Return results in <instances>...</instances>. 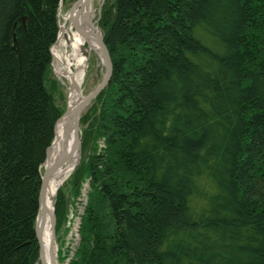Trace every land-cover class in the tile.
<instances>
[{
	"label": "trees",
	"instance_id": "16d2710c",
	"mask_svg": "<svg viewBox=\"0 0 264 264\" xmlns=\"http://www.w3.org/2000/svg\"><path fill=\"white\" fill-rule=\"evenodd\" d=\"M61 0H0V264H36ZM108 86L80 114L65 264H264V0H103ZM64 187V188H65ZM80 204V203H79ZM60 255V256H59Z\"/></svg>",
	"mask_w": 264,
	"mask_h": 264
},
{
	"label": "bare ground",
	"instance_id": "6f19581e",
	"mask_svg": "<svg viewBox=\"0 0 264 264\" xmlns=\"http://www.w3.org/2000/svg\"><path fill=\"white\" fill-rule=\"evenodd\" d=\"M95 0H75L72 11L59 12L61 20L55 46L50 53L60 73L68 83L64 115L54 127L53 139L47 148L43 169L62 158L69 159L57 168L51 176L45 199L44 220H35L36 233H41V258L43 264H59L56 255V239L53 235L54 198L57 190L78 164V152L70 156L75 144L73 118L74 111L82 96V84L88 66V55L94 54L104 67L103 55L98 46L100 32L95 27ZM58 21V20H57ZM36 264H40L38 260Z\"/></svg>",
	"mask_w": 264,
	"mask_h": 264
},
{
	"label": "rangeland",
	"instance_id": "374dc122",
	"mask_svg": "<svg viewBox=\"0 0 264 264\" xmlns=\"http://www.w3.org/2000/svg\"><path fill=\"white\" fill-rule=\"evenodd\" d=\"M74 2H75V0H62L59 3L58 10H57V20H58L57 21V28H58V24L61 20L60 13L68 11V9L72 6V4ZM102 3H103V0H95L94 1V8L96 11L95 12L96 16L98 14V11L100 10ZM97 18H98V16L96 17V20H97ZM97 28H98V26H97ZM98 30H99V28H98ZM55 44H56V40L50 49H52L55 46ZM103 72H104V70H103L102 66L100 65L97 57L94 54L88 55V66H87V70H86L85 76H84V81L82 84V96L83 97H85L89 92H91L100 83L102 76H103ZM48 81L56 83V86H57L56 92L57 93L54 96L55 104L64 112L65 106H66L67 92H68V83H67L66 79L60 73H58L57 66L54 63V59H53L52 55H51V65H50L49 74H48ZM79 136H80V130H79ZM78 163H79V161H78ZM42 165H41V173H43V171H44ZM77 165H76V167H77ZM75 168H74V170H75ZM73 171L67 176L66 180L63 182V184L60 186L59 189L63 188L65 191L67 190V187H65L66 182L68 181V179H69L70 175L73 173ZM85 194H86V191H84V190H82L80 196H73L72 194H69V193L67 194V200L69 202L68 207H67V209H68L67 219L68 220L66 221V224L64 225L63 229L59 233L58 239H57V236L55 235L57 257H58V254L60 252H62L63 255H65V254L67 255V251L69 252L70 255H72V253H73V249H74L75 244L78 240V235H77V228H78V221H79L78 215L82 211L81 201H82V199L85 200ZM55 198H56V196H55ZM55 198H54V200H55ZM58 263L59 264H65L59 260H58Z\"/></svg>",
	"mask_w": 264,
	"mask_h": 264
},
{
	"label": "water",
	"instance_id": "95a60500",
	"mask_svg": "<svg viewBox=\"0 0 264 264\" xmlns=\"http://www.w3.org/2000/svg\"><path fill=\"white\" fill-rule=\"evenodd\" d=\"M71 7L69 8L70 11H72ZM101 7H102V5H101ZM101 7H100V10L98 11V14H97L98 18L95 21V23H96L95 27L96 28H97L96 25L98 23V19L100 16ZM97 43H98V46L100 47V50H101L102 55H103V60H104V65H103L104 66L103 67L104 72H103L102 79H101L100 83L79 102V104L77 105V107L75 108V111H74L73 126H74V135H75L76 140H75V144H74V147L71 151L70 156H72L75 152H78V159H80V150H81V142H80V136H79L80 114L85 109V107H87L91 103V101L94 100L108 86V84L111 80V76H112V64H111L110 55H109L108 49H107V47L103 41L101 33H100V36L98 38ZM63 115H64V113L61 115V117ZM68 159H69V157L65 156L60 161L54 163L53 165H51L48 168H45L43 173L41 174L40 188H39V193H38V211H37L36 218L41 216L42 221L44 220L46 190H47L49 180H50L51 176L53 175L54 171L57 168H59L61 165H63ZM55 224H56V219H55V215H54V220H53V235H54V237H55ZM35 235H36V239H37L38 247H39L38 260L40 261V264H43L44 262H43V259L41 258V233L37 234L36 229H35ZM57 261H58V259H57Z\"/></svg>",
	"mask_w": 264,
	"mask_h": 264
}]
</instances>
